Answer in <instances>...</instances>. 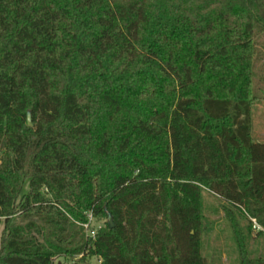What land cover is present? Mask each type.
Returning a JSON list of instances; mask_svg holds the SVG:
<instances>
[{
    "label": "trees",
    "instance_id": "16d2710c",
    "mask_svg": "<svg viewBox=\"0 0 264 264\" xmlns=\"http://www.w3.org/2000/svg\"><path fill=\"white\" fill-rule=\"evenodd\" d=\"M256 31L264 0H0V264H207L203 189L264 232Z\"/></svg>",
    "mask_w": 264,
    "mask_h": 264
},
{
    "label": "rangeland",
    "instance_id": "374dc122",
    "mask_svg": "<svg viewBox=\"0 0 264 264\" xmlns=\"http://www.w3.org/2000/svg\"><path fill=\"white\" fill-rule=\"evenodd\" d=\"M253 94L256 102L252 106V137L264 143V31L254 36ZM201 256L207 264H241L242 252L247 258L264 257V232L252 220L228 209L218 196L203 189L201 195ZM228 210H231L230 213ZM86 222L78 224L86 240L94 239L105 228L106 220L86 214ZM234 224V226H233ZM2 225L0 224V236ZM95 234L91 237L89 232ZM242 246V249L240 248ZM241 249V250H240ZM83 255L73 258H56L54 264H75ZM97 257H86L84 264H100Z\"/></svg>",
    "mask_w": 264,
    "mask_h": 264
},
{
    "label": "water",
    "instance_id": "95a60500",
    "mask_svg": "<svg viewBox=\"0 0 264 264\" xmlns=\"http://www.w3.org/2000/svg\"><path fill=\"white\" fill-rule=\"evenodd\" d=\"M27 123L29 126L31 125L29 114L27 115ZM107 224H108L110 229L114 228V223H113L112 218L109 214H107Z\"/></svg>",
    "mask_w": 264,
    "mask_h": 264
},
{
    "label": "built area",
    "instance_id": "2783aa9c",
    "mask_svg": "<svg viewBox=\"0 0 264 264\" xmlns=\"http://www.w3.org/2000/svg\"><path fill=\"white\" fill-rule=\"evenodd\" d=\"M89 233H90L89 235H90L91 237H94V236H95V234H94L92 231L89 232Z\"/></svg>",
    "mask_w": 264,
    "mask_h": 264
}]
</instances>
